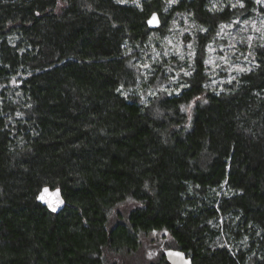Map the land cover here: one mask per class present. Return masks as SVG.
Here are the masks:
<instances>
[{
	"label": "trees",
	"instance_id": "16d2710c",
	"mask_svg": "<svg viewBox=\"0 0 264 264\" xmlns=\"http://www.w3.org/2000/svg\"><path fill=\"white\" fill-rule=\"evenodd\" d=\"M256 16L264 0H0V264H126L154 232L193 264H264V42L221 85L206 63Z\"/></svg>",
	"mask_w": 264,
	"mask_h": 264
},
{
	"label": "rangeland",
	"instance_id": "374dc122",
	"mask_svg": "<svg viewBox=\"0 0 264 264\" xmlns=\"http://www.w3.org/2000/svg\"><path fill=\"white\" fill-rule=\"evenodd\" d=\"M180 33L183 29L180 28ZM174 37V38H173ZM170 38L171 42H179L176 47L180 48L184 45L181 35L174 33ZM179 38V39H178ZM183 38V37H182ZM259 40L264 42V18L254 17L249 22H239L234 20L232 23L223 26L218 37L211 41L207 48L206 63L209 66V71L213 75V83L219 84L235 78L246 64H249V57H243L241 54V45L244 42L249 44ZM186 46L191 48V44L187 42ZM249 55V54H248ZM246 62V63H245ZM201 96L189 105L184 106V110L191 118L195 106L199 101H203ZM133 203H127L126 206L120 209L129 210ZM167 235V234H166ZM165 238L159 233H151L142 237L140 250L126 258V264H147L148 261L155 260L159 257L161 251L166 249Z\"/></svg>",
	"mask_w": 264,
	"mask_h": 264
},
{
	"label": "water",
	"instance_id": "95a60500",
	"mask_svg": "<svg viewBox=\"0 0 264 264\" xmlns=\"http://www.w3.org/2000/svg\"><path fill=\"white\" fill-rule=\"evenodd\" d=\"M155 17V19H153ZM151 21V23H149ZM161 24V19L158 12H154L148 19V25L150 28H157ZM47 189V192L44 190ZM38 201L46 206L49 210L55 213L62 211L66 205V199L64 198L60 188H51L50 186H44L38 194ZM167 258V264H193V259L187 255L186 252L180 249L168 248L164 251Z\"/></svg>",
	"mask_w": 264,
	"mask_h": 264
},
{
	"label": "snow or ice",
	"instance_id": "6c2138e0",
	"mask_svg": "<svg viewBox=\"0 0 264 264\" xmlns=\"http://www.w3.org/2000/svg\"><path fill=\"white\" fill-rule=\"evenodd\" d=\"M261 0H257V3H260ZM241 7H243V5H241ZM153 19H155V17H153ZM149 23H151V21H149ZM45 192H47V189L44 190Z\"/></svg>",
	"mask_w": 264,
	"mask_h": 264
}]
</instances>
